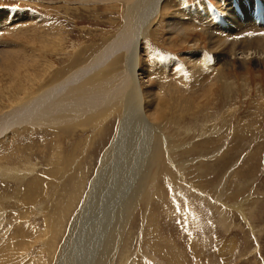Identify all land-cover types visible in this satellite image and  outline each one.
<instances>
[{"label":"rangeland","instance_id":"1","mask_svg":"<svg viewBox=\"0 0 264 264\" xmlns=\"http://www.w3.org/2000/svg\"><path fill=\"white\" fill-rule=\"evenodd\" d=\"M213 1V12L229 8L240 19L233 1ZM5 4L33 10L41 21L11 23L0 35L25 64L9 58L15 70L0 73V116L94 59L122 29L129 9L126 0H0V8ZM207 4L164 0L141 42L140 69H148L164 103L163 115L149 117L152 126L162 123L157 164L120 231L117 226L108 236L105 252L96 256L90 246L85 255L71 242L70 254L61 256L73 234V241L88 239V230L95 234L98 221L81 233L82 224L74 233L71 225L120 130L122 110L69 127H13L0 136V264H89L92 258L93 264H264V60L261 67L248 60L242 69L235 58L222 67L196 23L185 36L166 30L167 18L189 20L188 8ZM256 48L263 54L264 42ZM109 63L101 70L110 71ZM201 76L210 79L193 89ZM151 176L159 186L147 184Z\"/></svg>","mask_w":264,"mask_h":264},{"label":"bare ground","instance_id":"2","mask_svg":"<svg viewBox=\"0 0 264 264\" xmlns=\"http://www.w3.org/2000/svg\"><path fill=\"white\" fill-rule=\"evenodd\" d=\"M126 1L129 2L127 21L100 54L90 62H87V64H84L80 69L74 70L63 81L54 84L53 87L44 89L33 97L27 98L20 106L0 116L1 136L13 127L22 128V126H29L38 128L59 125L69 127L71 123L76 124L78 121L86 119L95 121L107 112L114 113L118 109L122 110L124 114L118 134H116L114 141L103 153L100 168L91 184L84 209L74 218L71 225V233H74L79 227L78 224H82L81 228H79L81 233V231H85V229L96 225L98 221V225L92 227L95 234L93 235V232H89L88 230L87 233H90L88 239H86V234L83 238H79V241H73L71 239H74L76 236L70 233L72 236L66 240L64 243L66 244V248L61 252V256L63 257H66L65 252L70 254L69 248L73 246L71 242L74 245L77 242V246L74 248L76 251L82 249L85 255H87L90 246L92 247V252L96 253V256L100 251H106V243L109 240L108 236L117 226V231H120L121 219H124L125 215H129L130 206L133 205L134 207L137 204L138 195L146 187L145 176H148L153 161L156 162L154 146L157 148L160 146L158 135L162 132V129L158 127H161L162 123L152 126L149 122V117H153V111H155L154 116L156 115V117L163 115L161 110L164 103H162L161 98L159 99L160 87H153L150 80H148V69H140L139 63L143 49L141 48V42L147 33L151 21L157 18L156 15L159 14L164 0ZM231 1L235 2L236 0ZM244 1L252 5L254 1L257 2L258 0H242L241 2L243 3ZM186 11L185 15L189 17V20L184 21L182 19L181 22H177L176 19L178 18L176 17H172V19H169L170 17L167 18L166 30L169 31L170 36L176 33H181L185 36L187 30L194 28L192 24L196 23L198 25L196 28H201L200 30L207 33L206 38L208 39L209 49L216 52V58H218L217 60L222 67L224 64L226 68L229 67L231 65L230 61L235 58L241 61L239 64L243 66L242 69L244 66L246 67V64L249 62L248 60L255 61V65L261 67L264 60V52L260 54L262 51H257L256 46L258 43L264 42V24L260 28L257 27V22L251 19L252 14L250 12H243L244 18L236 20L234 17H231L232 13L229 8L224 9L223 13L218 14L217 11L213 12L210 10L209 4L197 8H188ZM256 11L259 12V10ZM170 15L172 14L170 13ZM223 15L226 17V21L222 17ZM165 17L163 16V18ZM35 20L41 21L36 13L32 14L29 11L18 10L17 13H12L8 10L2 11L0 13V35L3 30L9 28L8 26L11 23L13 25L16 23L25 24ZM19 27L21 26L19 25ZM8 31L10 30L8 29ZM11 43L0 40V73L8 71L13 73L15 70L7 62L9 58L10 60L17 61V63L23 62V66H25L24 61H20L19 59L21 51L13 49L15 44L13 43L12 45ZM196 54L197 52L192 55L195 56ZM203 55V52L200 53V56ZM108 61H110L109 65H111L109 66L110 71L108 69H105L106 71L101 70ZM197 61L198 59L196 63ZM148 63L149 61L145 57V66L149 65ZM195 69L196 66L193 70ZM164 72L162 71V73ZM142 78L147 79V81H143ZM199 79L195 84L193 83V89L197 88L199 81L204 82L203 86L210 78L201 76ZM147 82L148 85L151 84V88L150 86H143ZM129 112L131 113L132 120L130 119V123L127 124ZM164 120L162 119L160 122ZM167 141L172 142L167 138L166 145ZM163 144L165 145V141ZM113 152H118L119 156L115 162H113L114 158L112 159ZM148 178L147 184L149 182L152 183L154 177ZM153 183L159 186L156 180ZM152 219V217L149 219L150 226L153 221L157 220L155 218V220L151 221ZM152 226L154 227V225ZM96 233L98 236L100 234V236L95 240ZM117 235H120L119 232ZM90 239L95 240L94 246L89 241ZM74 248L73 252H75ZM92 254L94 255V253ZM94 259L92 258L89 264H93Z\"/></svg>","mask_w":264,"mask_h":264}]
</instances>
